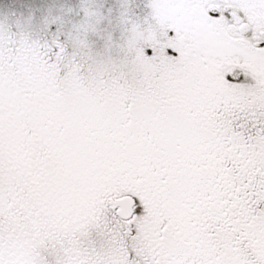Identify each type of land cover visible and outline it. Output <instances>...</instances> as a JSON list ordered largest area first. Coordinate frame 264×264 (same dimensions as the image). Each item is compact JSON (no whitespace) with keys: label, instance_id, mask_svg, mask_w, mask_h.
Here are the masks:
<instances>
[{"label":"snow or ice","instance_id":"1","mask_svg":"<svg viewBox=\"0 0 264 264\" xmlns=\"http://www.w3.org/2000/svg\"><path fill=\"white\" fill-rule=\"evenodd\" d=\"M0 264H264V0H0Z\"/></svg>","mask_w":264,"mask_h":264}]
</instances>
